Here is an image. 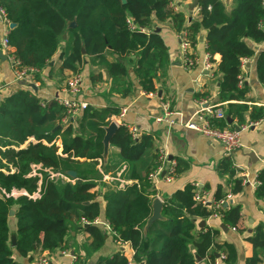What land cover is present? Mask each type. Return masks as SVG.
I'll list each match as a JSON object with an SVG mask.
<instances>
[{
    "label": "trees",
    "instance_id": "trees-1",
    "mask_svg": "<svg viewBox=\"0 0 264 264\" xmlns=\"http://www.w3.org/2000/svg\"><path fill=\"white\" fill-rule=\"evenodd\" d=\"M171 3L172 0H126L125 4L121 0H0V10L8 23L16 25L7 34L10 55L20 67L34 69L37 79L58 52L60 73L70 71L72 76L79 75L85 58L92 57L114 78L127 75L125 61L130 62L133 55L134 74L147 93L155 92L154 81L168 58L165 42L156 31L158 26L170 22L177 34L187 26L192 49L199 33L204 31L210 61L215 64L213 57L220 56L215 66V72L220 75L218 96L221 103H226L225 116L212 119V127L231 128L226 117L236 120L232 128L260 122L264 118L263 109L247 112L246 106L235 102H243L246 94V89L239 87L241 63L254 56L246 41L264 42L263 0H235L229 16L220 0H199L198 17L189 22L182 13L173 10ZM74 20L76 27L68 28V23ZM61 43H65L62 51ZM108 55L114 59L109 61ZM256 73L259 81L264 82V52L257 57ZM107 113V110L87 107L76 121L78 133H75V127L59 125L66 110L57 100L43 103L30 92L20 90L0 103V264H17L15 253L27 258L36 251L65 250L73 219L91 237L92 252L103 246L105 235L94 223L101 216L102 206L91 190L101 179L96 167L102 161L103 127L109 124L104 122ZM29 138L37 143L18 149ZM57 138L61 142L60 152L55 145ZM110 145L119 150L121 162L131 167L134 176L136 164L144 173L138 185L103 196L104 218L114 233L113 239L116 243L129 244L135 251L136 262L198 264L196 257L214 262L221 254L225 255V264L236 262L235 247L217 243L219 229L207 226L197 229V221L204 222L216 214L226 228L238 230L241 205L235 204L233 198L246 184L238 176L232 158L223 157L217 167L219 175L228 179L231 186L228 191L219 186L208 199V186L201 190L194 185L185 186L163 204L162 216L166 220L153 222L144 234L143 227L152 212L151 197L155 194L149 175L160 166L159 151L153 156L151 138L132 140L125 126L118 128ZM174 162L176 178L187 166L180 160ZM34 167H39L37 173L41 179L29 176ZM46 170L51 174L74 171L76 179L73 184L53 180ZM256 181L255 198L264 203V169ZM20 190L26 194L15 197L14 191ZM198 191L211 204L196 201ZM37 192L40 197L33 198ZM227 195L232 196L228 205L215 208ZM11 210L16 220L15 247L10 242ZM248 241L253 247V256L247 263L261 264L263 224L254 228ZM74 264L85 263L77 258ZM105 264H128V260L121 252Z\"/></svg>",
    "mask_w": 264,
    "mask_h": 264
},
{
    "label": "crops",
    "instance_id": "crops-1",
    "mask_svg": "<svg viewBox=\"0 0 264 264\" xmlns=\"http://www.w3.org/2000/svg\"><path fill=\"white\" fill-rule=\"evenodd\" d=\"M191 2L192 0H172L175 6L173 10L182 13L187 22L196 20L198 17V15L189 12L187 9V6ZM233 5H235V0L227 1V10L229 9L230 11ZM158 29L165 42L168 58L167 63L158 72L157 78L154 81V93H147L141 89L133 71L134 64L132 59L134 56L131 55L129 58L131 61H125L128 69L127 75L121 78L109 76L106 70L99 65L98 60L86 57L84 65L79 72V76L82 79L80 91L76 95L69 94L66 92L64 86L66 79L72 77V72H59L61 62L58 52L51 60L53 66L48 65L46 69L39 73L38 79L35 75L31 74L24 79L18 80L9 61L7 59L5 61L0 59V103L5 97L21 90L30 92L43 103L58 99L77 100L87 103L88 107L92 110H107L108 113L104 118L105 123L115 122L118 128L120 126L127 127L133 125L137 128L140 137H150L153 144V156L156 152L163 151L169 161L180 160L186 164L187 168L182 167L184 171L170 182L163 179L165 170L162 171L160 178L154 180L153 183L150 181L153 184L152 188L155 193L151 197L152 200L159 198L162 204H164L170 201L176 192L183 190L187 185H196L199 190L204 186H208L209 192L206 194L208 199H210V196L214 194L217 187L222 186L227 191L231 187L227 177H221L217 171L218 164L223 158L222 148L217 142L200 133L185 129L183 123L206 104L223 110L225 115L226 103H221L218 96L220 75L215 72V66L219 63L220 56L215 55L213 57L215 64H213L212 70H204L203 59L207 52L205 33L204 31L200 32L193 49L197 65L187 70L179 55L177 33L170 22L161 23ZM8 32V27L4 25L0 18V41ZM66 39L67 36L65 35L63 40ZM246 43L254 50V56L245 59V63L241 66L239 87L246 89V94L243 102L235 103L246 106L247 112L253 109L264 110V82L259 81L256 73V60L264 52V42L255 44L247 40ZM64 47L65 43H61L60 50L62 51ZM107 59L111 61L114 57L108 55ZM31 85L34 86V89ZM165 104L168 105L170 112L173 114L168 121L157 122L156 119L162 115V106ZM122 109H126V113L122 119H119L118 116ZM81 114L79 117H81ZM77 122L70 120L66 122L62 119L58 123L63 128L71 125L73 128L75 127L74 132L78 133L76 128ZM255 124L258 125L241 132V147L232 155L235 169L239 173L238 176H244L249 180V183L244 186L243 190L233 198L235 204L241 205V217L237 225L238 230L233 231L225 227L227 231L224 232L221 229L223 224L220 218L210 217L204 221L205 227L207 226L214 230L219 229L220 235L216 239L217 243L235 247L237 258L234 264H248L247 260L253 256V247L249 243L248 237L255 227L260 224L264 225V203L255 198L256 187L253 184L258 173L264 169V118ZM231 125L235 127L236 120H232ZM228 126L230 125L228 124ZM232 127L226 129H233ZM29 143L35 144L37 142L34 138H29L18 149L26 148ZM42 143L44 145L47 144L45 141H42ZM55 145L59 148L58 152H60L61 142L59 138L55 140ZM14 149L18 150L17 148ZM80 161L82 162L83 160ZM139 167L141 166L135 165L136 176H134L131 167L121 162L119 150L111 145L105 169L103 170V161H99L96 167L101 179L95 182L96 185L91 192L97 194L96 200L102 206V213L98 219L99 223L96 225L102 229L105 235L104 244L99 250L92 252L89 249L91 237L81 227L82 224L73 219L69 225V233L66 239L67 248L65 250L58 249L52 252L36 251L27 258L15 253V262L17 264H34L41 256H45L48 264H74L77 258L85 264H105L106 260L122 252L123 256L127 258L128 263L143 264L135 261V251L129 244L118 245L113 239L111 232L105 227V201L103 199L104 194L110 191L124 189L133 184L138 185L139 178L144 177V173ZM9 169L11 173L14 172L11 167ZM37 171L39 172V167H34L32 175L29 176H38L41 179L42 176ZM2 172L7 173L5 171ZM48 175L51 176V172H48ZM52 175L55 176L51 177L54 178L53 180L61 179L66 183L73 184L76 179L67 176L65 173ZM40 183L41 181H39ZM21 194H26V192L20 190L13 193L15 197ZM164 220L166 219L164 218ZM200 222L197 221L198 230H200L198 227ZM9 226L12 233H14L16 220L13 216L10 219ZM262 260L261 264H264V257ZM211 263L201 261L198 264ZM222 264L225 263L223 262Z\"/></svg>",
    "mask_w": 264,
    "mask_h": 264
},
{
    "label": "built area",
    "instance_id": "built-area-1",
    "mask_svg": "<svg viewBox=\"0 0 264 264\" xmlns=\"http://www.w3.org/2000/svg\"><path fill=\"white\" fill-rule=\"evenodd\" d=\"M171 6L173 9L175 8L173 3H171ZM198 12H199V8L197 6L194 10V13L198 15ZM0 18H2L3 20H6L1 10H0ZM177 37H178V42H179V55L183 61L184 67L187 70L194 68L197 65V59L195 57V53L191 47V43H190V40L187 34V26L182 28V30L177 34ZM10 50L11 48L8 43L7 35H5L0 41V51L4 53V55L6 56V59L9 61L12 67V70L14 71V74L18 80L24 79L26 78V76L31 75V74L33 75L36 72L32 68L20 67L18 61L15 60V58L10 55ZM210 60H211L210 55L208 53H205L204 59H203V68L206 71L207 70L210 71L213 68V63ZM244 63H245V60L242 61L241 66H243ZM81 82H82V79L79 75L70 77L64 86L66 92L72 95H76L80 91ZM0 91H1V86H0ZM57 102L59 105L64 107L66 110V115L63 118L64 121L66 122H69V120L72 122H76L80 118L79 116L82 113V111H84L88 107L87 103L79 102L77 100L58 99ZM162 107H163V113L159 118L156 119L157 122L168 121L169 118L173 114L172 112H170L167 104L163 105ZM125 113H126V109H122L119 113L118 118L122 119ZM224 116L225 115L223 113V110L218 109L215 106H210V105L203 106V108H200L186 122L183 123V127L185 129L200 133L201 135L217 142L222 148L223 157L232 158V155L234 154V152L238 148L241 147V144H240L241 143L240 142L241 132L250 127L256 126L258 124H255V123L246 124L238 128L223 129V130L213 128L211 125V120L217 119V118H223ZM126 129L132 140L139 139L140 134L136 127L132 125V126H127ZM158 160L160 162V166L149 175V180L153 183L154 180H157V178H160L162 171L165 170V176L163 179L167 182L172 181L174 179L173 172H174L175 162L169 161L167 155L163 151H159ZM165 166L167 167L165 168ZM51 177H55V176L51 174ZM244 183L245 184L249 183V180L246 177H244ZM253 184H254V187H256L258 185V182L255 180ZM194 186L197 187L196 185ZM34 196L35 198L40 197L39 194H35ZM231 199H232V196L227 195L225 201H221L217 203L215 205V208H219L221 205L227 206ZM195 200L202 201L203 203L207 201L206 203L208 205L211 204V200L203 199V197L200 194V191L196 192ZM212 218L218 219L220 217L214 214L212 215ZM94 223L98 224L99 222L98 220H96ZM105 225H106L105 227L111 232V234L114 235L109 225L107 223ZM117 244L123 245L124 243H117ZM63 254H65V252H63ZM224 261H225V255L221 254L217 256V259L211 264H222ZM34 264H48V260L45 256H41Z\"/></svg>",
    "mask_w": 264,
    "mask_h": 264
},
{
    "label": "water",
    "instance_id": "water-1",
    "mask_svg": "<svg viewBox=\"0 0 264 264\" xmlns=\"http://www.w3.org/2000/svg\"><path fill=\"white\" fill-rule=\"evenodd\" d=\"M121 1H122L123 4L126 3V0H121ZM220 1H221L222 5L225 8L226 14L229 16L231 11L235 8V5H233L231 7L230 11H229V9L227 10V7H226L227 1H229V0H220ZM198 3H199V0H192V2L187 6L188 11L189 12H193L195 10V8L197 7ZM2 21H3L4 25L8 27L9 30H12V29H14L16 27V25L14 23H8L6 20H3V19H2ZM75 27H76L75 20L68 23V28H75ZM156 31L159 32V29H157ZM63 37L65 38V35ZM108 49H110V47ZM82 53L85 54L84 49H82ZM0 59L4 60V61L6 60V56H4L1 51H0ZM49 65L53 66V62L51 61L49 63ZM32 88L34 89V86H32ZM205 106H207V104ZM226 120H227L229 125L232 124V120H230L227 117H226ZM117 130H118V126H117V124L115 122H110L109 125L104 128V136H103V139H102V145H103V152H102L103 170L105 169L106 164H107V158H108L109 147H110V144H111V139L114 136V134L117 132ZM251 155H253V154H251ZM250 157L252 158V156H250ZM65 174L67 176L73 178V179L76 178V173L74 171H67V172H65ZM200 188H201V186H200ZM151 209H152L151 216L147 220V222H146V224L144 226V229H143V233L144 234L147 232V230L149 229V227L152 225L153 222H155V221H163L164 220V218L162 216L163 204H162L161 200H159V198H154L152 200ZM9 216L10 217L14 216V211L11 210L9 212ZM204 226H205V223L203 221H201L198 224V227L200 229H202ZM221 229L224 232L227 231V229L223 225L221 226ZM10 242H11V246L15 247V245H16V236H15L14 233L11 234ZM196 260H197V263L201 262V260L199 258H197V257H196Z\"/></svg>",
    "mask_w": 264,
    "mask_h": 264
},
{
    "label": "rangeland",
    "instance_id": "rangeland-1",
    "mask_svg": "<svg viewBox=\"0 0 264 264\" xmlns=\"http://www.w3.org/2000/svg\"><path fill=\"white\" fill-rule=\"evenodd\" d=\"M192 13H194V11Z\"/></svg>",
    "mask_w": 264,
    "mask_h": 264
}]
</instances>
